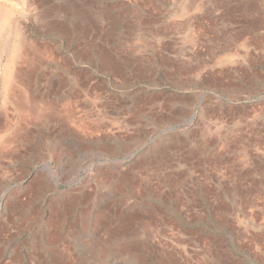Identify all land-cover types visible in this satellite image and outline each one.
I'll list each match as a JSON object with an SVG mask.
<instances>
[{"label": "rangeland", "instance_id": "374dc122", "mask_svg": "<svg viewBox=\"0 0 264 264\" xmlns=\"http://www.w3.org/2000/svg\"><path fill=\"white\" fill-rule=\"evenodd\" d=\"M8 1L0 264H264V0Z\"/></svg>", "mask_w": 264, "mask_h": 264}, {"label": "bare ground", "instance_id": "6f19581e", "mask_svg": "<svg viewBox=\"0 0 264 264\" xmlns=\"http://www.w3.org/2000/svg\"><path fill=\"white\" fill-rule=\"evenodd\" d=\"M21 1H23V3L27 5V3H28L29 0H21ZM6 2L9 3L10 1H8V0H0V19L1 20L6 19L7 17L11 16L15 12L16 13L18 12V10L14 6L10 5V3H9V5H10L11 8L10 7H7V5H6L7 3ZM3 31H6V33H7L6 38L7 39H9L10 36H12V37H14V36H16V37L17 36H20V33H21V29H19V28H13V25L11 23L2 24V26L0 27V34ZM23 38L25 40H23L21 43L16 44V45L14 44V46H13V52H12L11 56L8 58V60H7V62H8L7 65L9 67L13 66L14 64H16V66L18 65L17 66L18 68H16L17 69L16 71L18 73L21 72V74H22V71H23L22 68H23L24 65H27L29 68L31 66H35V62L36 61H35V58L34 57L41 58L42 57V54L44 55V54H46V52H48V50L46 49L45 46L42 47L41 45L35 43L34 41H30V39H28L26 36H23ZM41 48H44V49L42 50ZM39 51H41V52H39ZM43 58H45V57H43ZM33 62H34V64H33ZM31 68H34V67H31ZM8 74H10V71L9 70H8ZM16 75L19 76V74H16ZM22 78L27 80V78L24 75L18 77L19 80H21ZM16 82H18V80ZM18 91L19 90L17 88V92ZM9 96L11 97V95H9ZM14 97H15V95H14ZM15 99L17 100V102L14 99H12V100H14V102H16V105H17V107L19 109V112H20V115H21L20 118H22V119L25 120L26 119L25 118V113H28V112H34V115H35V111H33V110H36V108L33 109L32 108L33 105L31 103L27 102L28 100L26 101L25 98L22 99V96H20V97L17 96ZM40 107H42V106H40ZM40 107H39V109H41ZM7 109L10 110L9 108H6L5 110L0 111V130H2V127H4V129L6 128L4 126L5 123H3V120L4 119L5 120L8 119ZM39 109H38V111H39ZM43 109L45 110V108H43ZM10 112H12V111H10ZM12 114L13 113H11L10 115H12ZM32 115H33V113H32ZM9 119H11V118H9ZM12 120H10V121H12ZM7 122H8V120H7ZM15 133L17 134V130H15ZM16 134H14L13 136H15ZM0 151H2V149H0Z\"/></svg>", "mask_w": 264, "mask_h": 264}]
</instances>
